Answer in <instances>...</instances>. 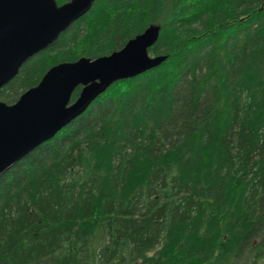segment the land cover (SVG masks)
I'll return each mask as SVG.
<instances>
[{"label": "trees", "instance_id": "trees-1", "mask_svg": "<svg viewBox=\"0 0 264 264\" xmlns=\"http://www.w3.org/2000/svg\"><path fill=\"white\" fill-rule=\"evenodd\" d=\"M151 24L165 59L0 175V264H264V0H95L0 100Z\"/></svg>", "mask_w": 264, "mask_h": 264}, {"label": "water", "instance_id": "water-1", "mask_svg": "<svg viewBox=\"0 0 264 264\" xmlns=\"http://www.w3.org/2000/svg\"><path fill=\"white\" fill-rule=\"evenodd\" d=\"M94 1L0 0V88L28 57L48 46ZM159 29V25H149L110 54L53 65L12 104L0 100V175L81 114L113 82L159 65L165 56L148 52ZM77 86L81 88L72 101Z\"/></svg>", "mask_w": 264, "mask_h": 264}, {"label": "bare ground", "instance_id": "bare-ground-1", "mask_svg": "<svg viewBox=\"0 0 264 264\" xmlns=\"http://www.w3.org/2000/svg\"><path fill=\"white\" fill-rule=\"evenodd\" d=\"M65 29H66V28H65ZM65 29H64V30H65ZM53 41H54V40H53ZM53 41H52V42H53ZM46 47H47V46H46Z\"/></svg>", "mask_w": 264, "mask_h": 264}]
</instances>
